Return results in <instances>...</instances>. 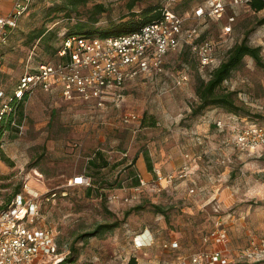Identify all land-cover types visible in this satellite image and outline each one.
<instances>
[{
  "label": "rangeland",
  "instance_id": "374dc122",
  "mask_svg": "<svg viewBox=\"0 0 264 264\" xmlns=\"http://www.w3.org/2000/svg\"><path fill=\"white\" fill-rule=\"evenodd\" d=\"M132 1L87 0L80 13L68 18L52 9L63 0H35L3 48L0 69L6 86L26 69L53 59L48 41L57 46L69 26L86 19L94 4L105 5L95 26L106 27L129 16ZM198 3L138 0L132 10L166 6L187 16V28L198 25L202 38L215 41L214 66L201 68L194 49L185 44L168 55L161 76L128 82L119 100L101 109L37 91L26 99L17 125L0 137V208L27 182L44 199V221L54 226L60 248L72 252L75 262L126 264L134 256L138 264H179L195 252L220 250L225 264H264V252L254 249L264 240V149L241 152L225 143L228 134L215 126L216 120L231 114L224 108L193 111L199 102V78H207L247 32L249 43L260 46L264 59V23H259L264 10L230 5L220 19L200 23L192 16ZM10 4L2 2L3 7ZM234 13L236 20L226 36L223 26ZM42 28L55 31L56 37L47 33L45 40L32 39ZM184 67L189 79L176 85L175 76ZM222 89L235 92L239 114L264 122V67L252 57H244ZM128 113L138 119L125 122ZM170 174L175 175L172 181ZM81 175L91 184L72 185ZM136 175L147 182L139 190ZM139 205L143 208L125 215ZM115 221L119 226L111 230L85 235L100 223ZM145 233L150 240L142 236ZM171 239L179 247H165Z\"/></svg>",
  "mask_w": 264,
  "mask_h": 264
},
{
  "label": "built area",
  "instance_id": "2783aa9c",
  "mask_svg": "<svg viewBox=\"0 0 264 264\" xmlns=\"http://www.w3.org/2000/svg\"><path fill=\"white\" fill-rule=\"evenodd\" d=\"M3 1L11 3L4 11L1 10ZM34 1L0 0V58L10 34ZM250 2L201 0L193 8L192 16L200 18V23L201 19H220L228 6L250 8ZM187 19V16L165 6L159 19L125 34L66 36L53 61L39 62L26 69L12 87L6 86L0 69V126L10 118L12 124L17 125L15 119L21 103L25 104L26 99L37 91L55 92L67 101H80L96 109L104 108L119 100L121 90L128 82L139 77L157 79L161 76L166 70L168 55L185 44L194 49L201 68L214 66L215 41L202 38L198 25L187 28ZM235 20V13L228 16L223 26L226 36L231 34ZM187 69L184 67L175 76L176 85L188 81ZM137 119L135 113H128L123 118L127 123ZM215 126L220 132L228 134L225 143L241 152L264 149V122L231 113L224 119L216 120ZM138 177L139 184L135 190L147 183L142 176ZM174 177L170 174L169 181ZM71 184L89 185L91 181L88 176L81 175L75 176ZM43 203L44 199L36 196L26 182L12 204L4 210L0 209V264H57L66 257L68 253L60 248L56 229L44 221ZM259 243L260 248L254 246V249L264 252V240ZM164 246L175 249L179 244L171 239ZM226 262L222 251L214 250L195 252L181 258L179 264Z\"/></svg>",
  "mask_w": 264,
  "mask_h": 264
},
{
  "label": "trees",
  "instance_id": "16d2710c",
  "mask_svg": "<svg viewBox=\"0 0 264 264\" xmlns=\"http://www.w3.org/2000/svg\"><path fill=\"white\" fill-rule=\"evenodd\" d=\"M136 1L138 0H133L130 4L131 11L129 12V16H125L118 21H109L106 27L95 26V24L99 22L100 16L106 11V7L102 3L94 4L93 7L87 11L88 16H86V19H78L73 25L69 26L68 32H65L63 34L60 43L57 46L54 45L53 42L48 41L47 49L51 51L53 59L42 62H50L56 58L57 50L60 48L62 40L66 36L74 34L83 36H107L119 33L125 34L126 32L137 30L142 25L155 21L157 20V18L159 19L162 16L164 6H148L140 11H133L132 9ZM189 1L191 0H187V2ZM86 4L87 0H63L62 3L53 6L52 9H55L56 12H65L67 17L71 18L73 12L80 13V7ZM250 9L254 12L264 10V0H251ZM259 23H264V18L261 19ZM47 33H51L53 35V38L56 37L55 31H50L47 28H42L32 34V39L42 38L43 40H45ZM248 34L249 32H247L246 36L240 42L235 43L227 51L225 58L220 62L218 66H216L208 73L207 78H199L198 84L196 85V94L198 96L199 102H197V104L193 108L194 113H200L209 106H220L229 113L241 115L239 113L242 108L237 103L235 92L230 90H224L222 89V86L224 81L229 78L232 71L242 64L245 56L252 57L258 66L264 67V59L261 55V48L260 46H253L249 43ZM187 48L191 49V47L189 46H187ZM188 52L189 51L183 53L184 60L188 59ZM23 106L24 104L21 103L17 111L18 113L15 119L17 123L18 118H20L21 113H23ZM20 121L21 120L19 119V122ZM12 126V118H10L7 122L0 126V137L2 136L5 129L8 130L12 128ZM89 163L96 165V162L92 159L89 160ZM135 177V185H137L139 184V177L137 175ZM20 190V186H17L11 194L12 196H9L7 203L0 209L4 210L8 208L12 204L14 198L17 196ZM154 207H156V211L165 213V210L161 206L154 205ZM140 208H143V206L139 205L130 208L126 211L125 215L128 216L134 209ZM119 223L120 222L118 221H115L113 223H100L94 228L93 231L85 235H96L98 233L111 230L114 227L119 226ZM73 251H76L74 247ZM73 255L74 254L72 252L67 254L66 257L57 264H84L75 262ZM126 264H138L137 258L134 256L131 257Z\"/></svg>",
  "mask_w": 264,
  "mask_h": 264
},
{
  "label": "bare ground",
  "instance_id": "6f19581e",
  "mask_svg": "<svg viewBox=\"0 0 264 264\" xmlns=\"http://www.w3.org/2000/svg\"><path fill=\"white\" fill-rule=\"evenodd\" d=\"M142 236H144V238L150 240V236L146 235V233L144 235H142Z\"/></svg>",
  "mask_w": 264,
  "mask_h": 264
},
{
  "label": "crops",
  "instance_id": "0c3cea01",
  "mask_svg": "<svg viewBox=\"0 0 264 264\" xmlns=\"http://www.w3.org/2000/svg\"><path fill=\"white\" fill-rule=\"evenodd\" d=\"M8 7V6H7ZM7 7H3V5L1 6V10H6L7 9ZM144 174V173H143Z\"/></svg>",
  "mask_w": 264,
  "mask_h": 264
}]
</instances>
